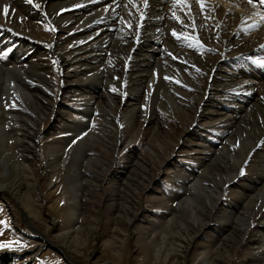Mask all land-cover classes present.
Instances as JSON below:
<instances>
[{
	"label": "rangeland",
	"instance_id": "1",
	"mask_svg": "<svg viewBox=\"0 0 264 264\" xmlns=\"http://www.w3.org/2000/svg\"><path fill=\"white\" fill-rule=\"evenodd\" d=\"M32 7L42 15L43 23L40 28H46L47 36L54 35L50 22L44 18L43 7ZM0 27V31H11L18 39L26 37L23 33L15 32L12 27ZM11 33L8 34L11 36ZM112 33L116 35L115 31ZM45 37L42 35L44 41ZM117 41L120 42L119 39ZM35 42L41 44L38 39ZM15 47L0 49V61L8 62ZM43 48L47 60L55 63L52 43L48 45L46 42ZM162 52H158L157 57ZM162 69L159 80L154 83L149 94H146V88L151 74L148 72L149 74L135 78L142 85L138 104L144 105V111L140 109L133 113V129L124 128L119 133V138H123L119 150L113 149L116 139L114 136H100L93 130L97 128L92 118L87 124L86 132L93 134L94 138L87 136L86 145L81 139L74 138L70 146H65L60 160L71 154L74 156V152L82 145L88 150V161L81 163V167L89 175L80 180L73 176L76 166L66 170L58 165L55 170L44 167L43 146L52 141L57 143L65 136V133H57L54 126L63 122L72 126L73 122L79 121L76 114L81 101L73 98L69 91L63 94L59 92L62 89L61 76L68 75L70 86L76 85H72L75 83V71L66 67L61 74L58 73L59 79L54 80L59 84L55 105L49 104L50 107L46 108V113L51 112V115L47 120H42L36 139L29 138L34 142L33 161L29 156L26 163L20 159L16 162L10 158L5 162L0 159L1 184H6L9 189L24 184L33 186L30 195L24 189L20 195L17 194L19 199L9 193L4 197L0 195V264H72L71 259L70 262L65 260L63 254L57 251L61 249L68 257L79 260V264L85 263L80 254H88L90 264H264L263 257L259 260V257L249 253L250 250L247 249V245L258 238L260 233L256 231L264 229V206L263 213L256 215V207L264 197V183H253L252 179L257 176L251 175L249 166H244L241 168L243 175L241 172L238 174L239 179L244 176V181L236 183L246 185V188L243 191L239 186L232 188L233 184L229 182L225 184L223 194L220 192L225 180L232 176L234 167L240 163L244 152L255 141L259 130L256 124H262L264 120L253 123L251 117L257 111L263 113V107L259 106L252 112L255 94L250 98L247 93H242L243 103H239L238 109L233 108V112L237 113L234 126L221 135L220 142L216 138L219 135V129L214 127L216 121L211 120L212 115L208 113L211 111L205 106H200L196 117L192 119L193 116H190V120L184 114L170 109L162 97L164 92L160 79L164 76L174 77L175 68L168 66ZM216 69H212V74ZM229 69L225 67L217 73L227 79L235 76L232 69L231 72ZM136 71L135 69L130 75ZM89 81L87 83H94ZM97 87L99 94L92 105L93 110L98 108L108 111L105 101L98 98L101 96L102 86ZM208 91L209 87L204 96H207ZM208 97L210 107L220 109L229 104L228 100L219 95L216 98L212 94ZM145 117L151 120L145 122ZM200 137L213 142V146L210 150H200L195 154L194 146ZM223 149H226L225 153H222ZM199 158L203 164L197 165L194 160ZM190 170L194 171L193 177H190L191 181L183 189L190 191L191 201L186 203L180 200V205L167 204L169 195L179 191V187H175L177 173L185 171L187 174ZM153 175L156 182H150ZM250 179L252 184L249 186L247 182ZM238 192H243L241 200L234 195ZM220 193L221 197L217 200L215 196L218 197ZM26 198H30L32 202L29 208H26ZM202 203H214L215 210L210 212L206 207L203 209ZM230 204H234L233 212L226 217L229 221H223V214L228 211ZM189 205L197 212L195 226ZM38 207L40 215L36 213L33 216V211ZM56 221L59 222L55 224ZM184 222L192 225L183 227ZM53 223L64 228L62 232L56 233L57 236L60 235L58 238L46 231L49 226L53 229ZM176 246L182 250L181 254L175 252ZM158 250L161 254L156 261L155 253Z\"/></svg>",
	"mask_w": 264,
	"mask_h": 264
},
{
	"label": "bare ground",
	"instance_id": "2",
	"mask_svg": "<svg viewBox=\"0 0 264 264\" xmlns=\"http://www.w3.org/2000/svg\"><path fill=\"white\" fill-rule=\"evenodd\" d=\"M201 3L204 4L203 10ZM31 4L39 5L37 8L43 7L44 18L50 22L54 35L47 36L46 28H40L43 23L42 15L37 13ZM5 6L9 8L7 17L3 12ZM263 8L264 3H261V0H252L251 3L249 0H32L31 3L28 0H0V24L12 27L15 32L26 36L21 40L11 31L8 32L11 36L7 30L0 31V49L16 46L10 62L0 61L1 161L5 162L10 158L14 162L20 159L26 163L29 157L33 161L34 142L29 138L36 139L42 120H47L51 115V112L46 113V108L50 107L49 104L55 105L56 102L59 84L54 80L59 79L58 73L61 74L66 67L75 71L73 76L75 83L72 85H76L70 86L68 75L61 76L62 89L59 92L63 94L69 91L73 98L81 101L76 114L79 121L77 123L74 120L76 123L73 122L72 126L66 125L65 122L54 126L57 133H65V136L57 143L52 141L43 146L42 153L45 168L55 170L58 165L66 170L76 166L73 176L78 180L89 175L81 167V163L89 157L88 150L82 145L75 151L76 153L74 152V156L71 154L60 160L65 146H70L74 138L81 139L83 144L86 143L87 136L90 139L94 138L93 134L86 132L87 124L92 118L97 128L93 130L100 136H114L116 139L113 149L119 150L123 143L119 133L124 128L133 129L135 123L133 113L139 112L140 109L144 111V105L138 104L142 85L136 77L145 73L151 74L146 88V94H149L154 83L159 80L162 68L168 66L175 68L174 77L164 76L160 79L161 89L165 94L162 93L163 99L170 109L184 114L189 120L190 116H193L192 119L196 117L200 106L202 108L205 106L211 111L208 112L212 115L211 120L216 121L214 127L219 129L216 138L220 142L221 135L230 129L235 121L237 113L233 112V108L238 109L239 103H243L242 93H247L250 98L255 94L254 104L251 103L252 112L259 106L263 107V113L257 111L255 116L252 115L253 123L264 120ZM113 31L116 32L115 36L112 35ZM173 31L177 35L174 36ZM42 35L46 36L45 41L48 45L52 43L55 63L49 62L47 55L43 54V45L46 42ZM37 39L41 44L35 42ZM160 51L163 52L157 57ZM214 67L217 69L212 74ZM225 67L232 69L235 76L227 79L217 73ZM135 69L137 70L135 74L130 75ZM89 80L102 86L101 96L98 98L105 101L108 111L98 108L93 110L92 105L99 94V88L97 85L87 83ZM207 87L209 91L207 96H204ZM211 94L215 98L217 95L225 98L229 104L220 109L210 107L208 96ZM150 120L151 118H144L145 122ZM187 125L186 127H189ZM256 125L259 129L256 139L244 152L238 166L234 167L232 176L225 180L220 191L222 194L225 184L229 182L233 184L232 188L239 186L241 191L246 188V185L236 183L244 181V176H241L243 179L238 178L244 166H249L248 171H251V175L257 176L256 179H252L253 183L254 181H259L257 184L264 183V121ZM207 135L210 136V133ZM198 141L194 146V153L210 150L213 146V142L202 137ZM258 146L260 148H257ZM222 151L225 153L226 149ZM194 161L197 165L202 163L200 158ZM4 169H7L6 166ZM184 172L177 173L175 187H179V191L169 195L167 200L169 205L191 201L190 191L183 188L191 181L190 177L194 171H187V174ZM152 180L156 182L154 175L150 182ZM250 180L247 182L249 186L252 184ZM192 187L194 189V184ZM23 189L30 195L33 186L24 184L9 189L6 184L0 183V195L3 197L8 193L17 197ZM221 193L217 194L218 197L215 196L217 200L220 199ZM242 193L234 195L241 200ZM26 201V208H29L32 202L30 198H26ZM233 205L227 207L228 211L223 214V221H229L226 217L233 212ZM257 206L256 215L259 216L263 213L264 197ZM205 207L210 212L215 210L214 203L206 205L202 203V208ZM189 209L194 220L197 212L190 205ZM33 212V216L36 213L40 215V207L35 208ZM262 216L264 220V214ZM29 223L32 225L31 220ZM192 223L196 225L195 220ZM55 224L53 229L51 226L46 227V231L58 238L60 235L57 236L56 233L62 232L64 228ZM182 225L187 227L192 224L184 222ZM256 232L260 233L258 238L248 244L247 249L260 260L264 258V229ZM42 237L47 239L45 236ZM176 249V253H182L179 247L176 246ZM61 251L64 255H60L65 260L70 262L71 259L70 263L79 264V260L68 257L63 249ZM160 254L159 250L156 251V261ZM80 255L85 262L81 264H90L91 258L88 254Z\"/></svg>",
	"mask_w": 264,
	"mask_h": 264
},
{
	"label": "snow or ice",
	"instance_id": "3",
	"mask_svg": "<svg viewBox=\"0 0 264 264\" xmlns=\"http://www.w3.org/2000/svg\"><path fill=\"white\" fill-rule=\"evenodd\" d=\"M28 2L31 3L32 0H28ZM251 2H252V0H249V3H251ZM261 3H264V0H261ZM35 6H36V7H39V5H35ZM201 9H202V10L204 9V4H203V3H201ZM3 12H4L5 17H7L8 13H9V8H8V6H5V7H4ZM142 19H143V17H142ZM181 22H182V21H181ZM172 34H173L174 36L177 35L175 31H173ZM241 175H243V170L241 171Z\"/></svg>",
	"mask_w": 264,
	"mask_h": 264
},
{
	"label": "water",
	"instance_id": "4",
	"mask_svg": "<svg viewBox=\"0 0 264 264\" xmlns=\"http://www.w3.org/2000/svg\"><path fill=\"white\" fill-rule=\"evenodd\" d=\"M59 253L63 254V252H61L60 250H57ZM64 255V254H63Z\"/></svg>",
	"mask_w": 264,
	"mask_h": 264
}]
</instances>
